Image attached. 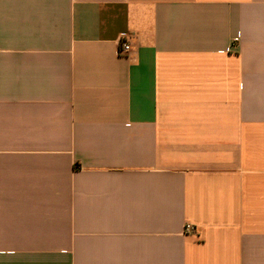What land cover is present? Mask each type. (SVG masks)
<instances>
[{
    "label": "crops",
    "instance_id": "obj_1",
    "mask_svg": "<svg viewBox=\"0 0 264 264\" xmlns=\"http://www.w3.org/2000/svg\"><path fill=\"white\" fill-rule=\"evenodd\" d=\"M0 264H264V0H0Z\"/></svg>",
    "mask_w": 264,
    "mask_h": 264
},
{
    "label": "built area",
    "instance_id": "obj_2",
    "mask_svg": "<svg viewBox=\"0 0 264 264\" xmlns=\"http://www.w3.org/2000/svg\"><path fill=\"white\" fill-rule=\"evenodd\" d=\"M130 51V44L127 43L126 41H120L119 42V47H118V50H117V54L119 56H126L127 53ZM193 231V227L191 225H186L185 226V232L186 233H191Z\"/></svg>",
    "mask_w": 264,
    "mask_h": 264
}]
</instances>
